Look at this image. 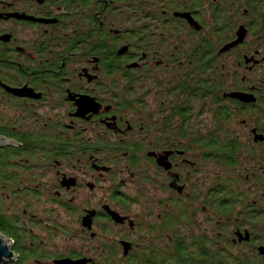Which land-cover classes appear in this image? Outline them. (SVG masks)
I'll return each instance as SVG.
<instances>
[{
	"label": "flooded vegetation",
	"instance_id": "flooded-vegetation-1",
	"mask_svg": "<svg viewBox=\"0 0 264 264\" xmlns=\"http://www.w3.org/2000/svg\"><path fill=\"white\" fill-rule=\"evenodd\" d=\"M9 264H264V0H0Z\"/></svg>",
	"mask_w": 264,
	"mask_h": 264
},
{
	"label": "water",
	"instance_id": "water-1",
	"mask_svg": "<svg viewBox=\"0 0 264 264\" xmlns=\"http://www.w3.org/2000/svg\"><path fill=\"white\" fill-rule=\"evenodd\" d=\"M7 143L0 139V148L6 146ZM264 252V250H262ZM14 253L11 250V241L0 232V264H9L13 260ZM68 264H76V262L65 261Z\"/></svg>",
	"mask_w": 264,
	"mask_h": 264
},
{
	"label": "trees",
	"instance_id": "trees-1",
	"mask_svg": "<svg viewBox=\"0 0 264 264\" xmlns=\"http://www.w3.org/2000/svg\"><path fill=\"white\" fill-rule=\"evenodd\" d=\"M0 232L4 235L6 233V229L0 223Z\"/></svg>",
	"mask_w": 264,
	"mask_h": 264
}]
</instances>
